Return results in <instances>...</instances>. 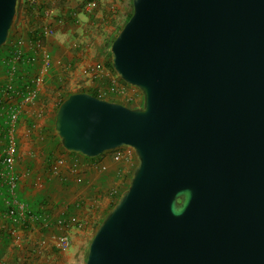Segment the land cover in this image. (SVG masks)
Segmentation results:
<instances>
[{
    "label": "water",
    "instance_id": "obj_1",
    "mask_svg": "<svg viewBox=\"0 0 264 264\" xmlns=\"http://www.w3.org/2000/svg\"><path fill=\"white\" fill-rule=\"evenodd\" d=\"M131 5L109 54L141 105L76 91L54 113L66 151L137 158L84 264H264V0Z\"/></svg>",
    "mask_w": 264,
    "mask_h": 264
},
{
    "label": "crops",
    "instance_id": "obj_2",
    "mask_svg": "<svg viewBox=\"0 0 264 264\" xmlns=\"http://www.w3.org/2000/svg\"><path fill=\"white\" fill-rule=\"evenodd\" d=\"M33 2L31 5L28 0H17L10 29L11 42L18 41L22 55L14 63L13 91L2 90L8 76L0 67V152L5 143V110L18 105L12 170L18 178V197L28 208L25 214L0 217V264H72L76 252L57 247V238L65 233L70 244H79L83 226L95 222L104 205L122 192L130 167L123 169L107 155L90 158L66 151L53 129L55 107L67 93L80 89L95 90L98 97L122 103V94L130 88L105 64L106 40L113 26L106 24L100 10L87 5L95 0ZM113 22L111 19L109 24ZM45 27L52 28L53 33L44 34ZM44 51L49 54L48 67ZM96 65L100 66L98 70L85 72ZM36 75L42 76L36 86L38 95L23 102L18 91ZM60 157L64 161L54 171V160ZM60 219L65 224H60ZM60 256L67 257V262L58 260Z\"/></svg>",
    "mask_w": 264,
    "mask_h": 264
},
{
    "label": "built area",
    "instance_id": "obj_3",
    "mask_svg": "<svg viewBox=\"0 0 264 264\" xmlns=\"http://www.w3.org/2000/svg\"><path fill=\"white\" fill-rule=\"evenodd\" d=\"M28 2L33 5V0H28ZM89 7L95 6V2H89L87 4ZM44 34H52L53 29L50 27H45L43 30ZM44 64L46 67L50 65V58L47 52H43ZM22 58L21 52L19 50L18 41L11 42L7 57L5 58V72L8 79L3 81L2 90L5 93L13 91V85L11 82V77L14 73L15 66L14 63ZM99 65L86 69L85 72L92 70H98ZM42 76L36 75L28 79L24 83L22 90H19L20 98L24 102H29L37 97L38 89L37 85L41 83ZM3 93V92H2ZM20 108L18 105H10L6 108L4 114V120L2 124L5 126V143L0 152V217L9 216L12 217L14 214H25L28 210L27 205L18 197L17 193V175L12 170V163L16 154V137L14 134V125L19 119ZM124 148L132 149L129 146H121ZM123 156L121 152H117L115 155L116 159H120ZM101 168L105 169L102 165ZM30 215L36 216V213L30 212ZM60 224H65L61 219ZM70 244L69 237L67 234H61L56 240V246L59 248H67Z\"/></svg>",
    "mask_w": 264,
    "mask_h": 264
},
{
    "label": "rangeland",
    "instance_id": "obj_4",
    "mask_svg": "<svg viewBox=\"0 0 264 264\" xmlns=\"http://www.w3.org/2000/svg\"><path fill=\"white\" fill-rule=\"evenodd\" d=\"M87 1H90V0H87ZM95 8L97 10H100V12L103 15H104V12H109L112 15L114 14V16H108L107 15V17L105 19L107 25L113 26L112 34L110 35L108 40H106V48H107V51H108L109 50V46H110L111 38H112L114 33L116 34V31H117V23L118 24L122 23L124 21V19L126 18L127 14L130 13V11H132L131 0H95ZM117 17L119 19H117ZM111 19H113L115 21L113 24H109V21ZM102 26H104V25L102 24ZM11 28H12V25H11ZM100 31L102 33L105 32V31L103 32L102 29ZM93 32H94V29H92V33ZM94 38H95V35L94 36H90V39H94ZM10 42H11V35H10V31H9L7 40L1 46V49H0V67L2 66V68H5V58L7 57V54H8V50H9V47H10V44H11ZM6 52H7V54H6ZM127 88H130V90H126L125 94L120 93V94L123 95L122 104L127 105L129 107H135V106L141 105L142 94H141L140 90L137 87L132 86V85H128ZM116 92H118V91L116 90L115 93ZM117 152H121L123 154V156L120 159H116L115 158V155H116ZM106 155L109 156V160L110 161H112V160L117 161L123 167V169L126 166L130 167L129 176L124 178L125 185L123 186L122 190L125 189L127 187V184H128V181H129V177H130V175H131V173H132V171H133V169H134V167H135V165L137 163V158H136V155H135L133 149L124 148V147H117V148H114V149H110V150L104 151L103 153H101L100 155H98L96 157H99V156L103 157V156H106ZM54 161L57 162V164L53 166V170L57 171V168H59V165L64 160H63V158L60 157V158L55 159ZM121 174H122V172H120L118 174L117 178ZM110 188H111V186L109 187V189ZM120 193H121V191H119L116 194V196L112 197V199L110 200V202L108 204L104 205V209L102 210V213L99 215L97 220H95V222L90 224L89 227H88L87 223H86L85 226H83V228H84L83 231L79 232V239H78L79 240V244H69V246L67 248H64V249H67V250H74V252H76L75 261H73L74 264H84L85 263L86 253H87V249H88V243H89V241H90V239H91V237H92V235L94 233V230H95L97 224L99 223V221L105 215V213L115 203V201L118 198ZM100 206H101V204H100ZM79 229L81 230L82 228L80 227ZM66 258L67 257H63L62 258L60 256V257H58V260L65 261V263H66L67 260H68V258L67 259Z\"/></svg>",
    "mask_w": 264,
    "mask_h": 264
},
{
    "label": "trees",
    "instance_id": "obj_5",
    "mask_svg": "<svg viewBox=\"0 0 264 264\" xmlns=\"http://www.w3.org/2000/svg\"><path fill=\"white\" fill-rule=\"evenodd\" d=\"M130 14H131V11H130V13H128L127 14V16H126V18L124 19V21L122 22V23H120V24H118L117 23V31H116V33L118 32V30L121 28V26L123 25V23L128 19V17L130 16ZM107 15L108 16H112V14L111 13H109V12H104V16L105 17H107ZM114 21V20H113ZM115 22V21H114ZM113 22V23H114ZM115 36V33L113 34V36H112V38H111V41H112V39H113V37ZM111 41H110V43H111ZM0 49H1V47H0ZM105 64H106V66L112 71V72H114V70H113V68H112V66H111V63H110V54H109V50H108V53H107V58H106V61H105ZM115 73V72H114ZM120 79V78H119ZM121 80V79H120ZM122 81V80H121ZM124 82V81H123ZM125 83V82H124ZM127 84V83H126ZM79 91H83V90H79ZM87 92H89V93H91V94H93V95H95V96H97V92L95 91V90H89V91H87ZM69 93H71V92H69ZM69 93H67L64 97H62L60 100H59V103L61 102V100L63 99V98H65ZM58 103V104H59ZM112 205V204H111ZM111 207V206H110ZM100 222V221H99ZM98 225V224H97Z\"/></svg>",
    "mask_w": 264,
    "mask_h": 264
}]
</instances>
